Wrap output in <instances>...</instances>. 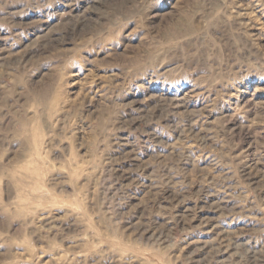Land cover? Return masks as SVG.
<instances>
[{"label":"rangeland","instance_id":"1","mask_svg":"<svg viewBox=\"0 0 264 264\" xmlns=\"http://www.w3.org/2000/svg\"><path fill=\"white\" fill-rule=\"evenodd\" d=\"M0 264H264V0H0Z\"/></svg>","mask_w":264,"mask_h":264}]
</instances>
